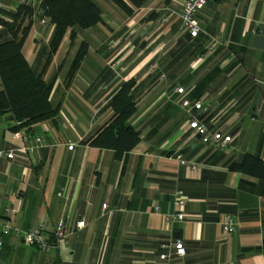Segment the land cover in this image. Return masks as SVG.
Wrapping results in <instances>:
<instances>
[{"label": "crops", "instance_id": "0c3cea01", "mask_svg": "<svg viewBox=\"0 0 264 264\" xmlns=\"http://www.w3.org/2000/svg\"><path fill=\"white\" fill-rule=\"evenodd\" d=\"M95 1L103 21L74 38L69 30L55 52L49 20L35 15L25 39V57L53 84L59 113L27 131L43 139L33 153L0 157V264H264V178L232 168L248 153L264 161V0H209L197 37L181 29L183 0H147L132 15ZM0 2L9 11L23 3ZM0 32L11 38L1 24ZM213 35L220 44L210 53ZM131 78L137 110L130 123L141 137L119 158L87 140L111 119V98ZM177 86L193 103L203 100L207 109L193 112L211 131L233 137L226 147L192 135ZM14 123L12 112L0 115V150L13 147ZM179 191L186 218L167 223L180 209ZM227 214L237 222L230 235ZM61 217L70 234L50 250L3 233L5 224L24 231L41 221L51 231ZM177 238L185 256L162 259L170 251L161 244Z\"/></svg>", "mask_w": 264, "mask_h": 264}, {"label": "trees", "instance_id": "16d2710c", "mask_svg": "<svg viewBox=\"0 0 264 264\" xmlns=\"http://www.w3.org/2000/svg\"><path fill=\"white\" fill-rule=\"evenodd\" d=\"M127 15H132L147 0H111ZM10 17H0V24L11 32L5 38L0 32V115L12 112L15 123L11 129L27 128L38 122L53 120L59 109L51 101L53 84L37 73L23 52L25 39L33 26V17L45 18L55 25L52 52L58 50L66 33L71 37L77 29H87L103 21V11L95 0H41L39 5L22 3L16 11L3 10ZM87 50L85 43L78 52L75 65L81 62ZM136 79L124 81L110 101L111 119L87 140L92 146L112 149L121 158L140 141L141 133L130 123L137 110L133 89ZM20 122V123H17ZM234 170L264 178V161L257 155L246 154Z\"/></svg>", "mask_w": 264, "mask_h": 264}, {"label": "built area", "instance_id": "2783aa9c", "mask_svg": "<svg viewBox=\"0 0 264 264\" xmlns=\"http://www.w3.org/2000/svg\"><path fill=\"white\" fill-rule=\"evenodd\" d=\"M23 3L36 6L41 0H21ZM260 1V0H256ZM209 0H183L182 8L180 10L181 18V29L188 32L190 36L197 37L203 29L201 27L200 21L198 19L199 12L207 5ZM5 6L0 2V17L6 20H11L10 17L3 14ZM171 12L162 16L161 21L163 24H167L171 19ZM43 22H47L44 18ZM220 44V39L218 36H210L209 43L207 45V50L212 53L214 52ZM175 91L181 94L178 103L186 111L189 116L188 119V129L192 131V135L197 136L205 144H214L219 147H226L233 139L229 134H225L222 131L216 130L211 131L204 120L199 119L195 114L194 110L204 109L207 107L204 105L203 100L199 99L194 103L187 97V91L182 86H177ZM20 123V122H17ZM27 128H21L17 130H11V143L13 145L9 150H0V157H6L7 159L15 158L17 151L25 152L27 154L33 153L36 149L41 146L43 141L42 137L36 134H29ZM29 142H32L31 144ZM75 144L71 143L68 145L69 149H74ZM181 163H186L185 160L181 159ZM190 167L196 169L195 163H189ZM186 199L183 196L182 191L178 192L176 197V205L180 208L174 214L166 215V222L182 221L185 220L186 214L181 209L185 204ZM107 207V204H104ZM9 209L7 212L9 213ZM85 225V221L81 220L76 223L78 228ZM223 230L227 235L233 234L236 231L237 222L235 217L231 214H227L223 220ZM70 224L65 217H61L57 222L56 226L49 231L47 229L46 223L44 221L39 222L36 226L30 227L27 230L19 231L17 228H12L9 224H5L3 228L4 234H9L13 230L16 235L23 236L28 241L36 244L39 248L43 250H50L53 247H59L61 243H64L69 234ZM51 234V235H50ZM52 236V240L50 237ZM2 245V240L0 239V246ZM163 249H168L170 252H163L160 257L162 259H173L181 258L186 254V247L182 238H177L173 242H163L161 244Z\"/></svg>", "mask_w": 264, "mask_h": 264}]
</instances>
